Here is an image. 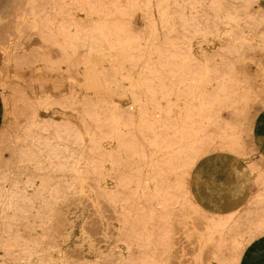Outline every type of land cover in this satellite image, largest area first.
I'll return each mask as SVG.
<instances>
[{
  "label": "rangeland",
  "instance_id": "1",
  "mask_svg": "<svg viewBox=\"0 0 264 264\" xmlns=\"http://www.w3.org/2000/svg\"><path fill=\"white\" fill-rule=\"evenodd\" d=\"M0 3V52L15 38L13 65L0 53V264H241L264 234V169L243 141L264 96V0ZM43 6L45 17L22 16ZM38 60L58 77L32 81ZM88 76L100 87L79 95ZM47 82L60 93L46 99ZM216 151L244 156L253 174L236 211L207 210L191 189ZM82 194L129 219L95 262L53 236L58 207Z\"/></svg>",
  "mask_w": 264,
  "mask_h": 264
},
{
  "label": "crops",
  "instance_id": "2",
  "mask_svg": "<svg viewBox=\"0 0 264 264\" xmlns=\"http://www.w3.org/2000/svg\"><path fill=\"white\" fill-rule=\"evenodd\" d=\"M4 116L0 90V129ZM243 141L248 158L264 169V96L246 115ZM246 159L234 152L216 151L200 160L190 180L197 201L207 210L221 213L241 208L255 191L254 177ZM124 214L100 197L77 195L58 207L53 220V236L72 256L95 262L102 259L126 232L129 219ZM241 264H264V234L246 247Z\"/></svg>",
  "mask_w": 264,
  "mask_h": 264
},
{
  "label": "bare ground",
  "instance_id": "3",
  "mask_svg": "<svg viewBox=\"0 0 264 264\" xmlns=\"http://www.w3.org/2000/svg\"><path fill=\"white\" fill-rule=\"evenodd\" d=\"M10 2L11 0H1V2ZM33 2H36L37 0H32ZM1 4V3H0ZM1 6V5H0ZM47 6H43L42 7V12L40 13V14H42V15H40L39 13H37V12H33L32 14H30V15H28L26 12H23L22 13V16H24V17H29V19H31V20H36L39 16H41V17H45V15H46V10H47V8H46ZM11 13V12H10ZM13 13V12H12ZM1 17V16H0ZM1 20H2V18H1ZM1 32V31H0ZM1 36V35H0ZM14 37H10L9 38V42L8 43H6L7 45H4V46H1V55L4 57V60H6V61H10V62H12V65H13V60L11 59V52H10V47H11V42H14ZM22 39V47L23 48H25V49H27V48H29L28 47V45L26 46L25 45V43H29V44H32V43H36V41H35V39L33 38V37H31L29 34H27V32H25V33H23V34H21L20 35V40ZM12 60V61H11ZM33 74L31 75V80L32 81H38V83L39 84H41V83H44V81H46L47 79H46V77H47V75L50 77V78H52V77H58V74L56 73V72H52V71H45L44 69H43V67H42V63H41V61H37V62H35V64H34V66H33ZM90 71H92V70H90ZM11 73L13 74V76L14 75H16L15 74V71L13 70V72L11 71ZM17 76V75H16ZM204 75H202V76H199L200 78H202V81H203V83H206V80H205V78L203 77ZM18 78H21V77H19V76H17ZM87 79H88V81H87V83L85 84V86H81V87H78L77 86V89H76V92H78V94L80 95V93H81V91H82V89H85V90H94V89H98L100 86L98 85V83H97V81H96V79H95V76H88L87 77ZM45 84H48L47 85V89H44L45 90V92H46V94L44 95L45 96V98L46 99H48V98H50L49 96H51V95H53V94H58V93H60L59 91H57V90H55V89H53V88H51V83L50 82H47V83H45ZM13 92L14 91H12L11 89H9V88H7V89H5L4 90V92H3V94H8V95H12L13 94ZM4 103H5V101H4ZM173 112V111H172ZM81 181V180H80ZM81 184H82V182H81Z\"/></svg>",
  "mask_w": 264,
  "mask_h": 264
},
{
  "label": "snow or ice",
  "instance_id": "4",
  "mask_svg": "<svg viewBox=\"0 0 264 264\" xmlns=\"http://www.w3.org/2000/svg\"><path fill=\"white\" fill-rule=\"evenodd\" d=\"M219 179H224V177H220ZM217 182H219V180Z\"/></svg>",
  "mask_w": 264,
  "mask_h": 264
}]
</instances>
